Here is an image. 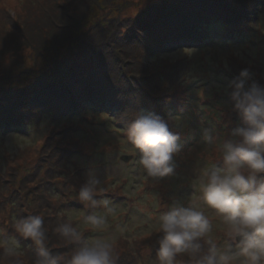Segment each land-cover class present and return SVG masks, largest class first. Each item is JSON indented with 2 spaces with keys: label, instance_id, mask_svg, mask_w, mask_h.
<instances>
[{
  "label": "rangeland",
  "instance_id": "374dc122",
  "mask_svg": "<svg viewBox=\"0 0 264 264\" xmlns=\"http://www.w3.org/2000/svg\"><path fill=\"white\" fill-rule=\"evenodd\" d=\"M157 1L0 0V26H10L12 30L7 38L12 45L5 54V59L20 67L27 66L32 69L35 64V68H38L37 65L45 63L44 58L51 55L56 36H63L62 26L67 21L69 23L71 19L78 18L81 20L79 31L86 33L80 39L85 41L84 45L78 41L81 49L76 46L70 56L66 53L67 49L63 48L60 54H56V51L52 57L57 60L61 56L62 60L67 59L69 67L85 73L97 72L102 66L100 72L104 71L108 78L105 80L109 84L103 81L100 85L112 87V81L118 79V71L123 68L111 64L108 65L109 68L104 66L102 60L106 58L99 54L100 42L108 38V42H114L115 50L126 49L134 44L129 43L127 37L130 32L136 31L133 29L134 19L137 16L150 17V14L141 15L140 12L145 9V4L151 3L153 6ZM182 1L177 0L176 4ZM216 1L221 5H231L237 1L238 5L244 0ZM198 2L201 6H198ZM182 3L188 4L189 17L197 15V26H200L194 28V32H198V35L187 44L174 43L166 46L156 56L159 72H147L151 73L148 76V85L155 86L153 96L145 98L143 95L147 94L142 91L141 107L138 105L139 108H133L125 103L130 90L124 92L106 88L103 108L96 107L80 116L74 115L60 120L41 116L33 120V127L9 128L3 132L0 155L10 156L5 162L0 159V163H4V167H0V183L2 179L9 177L8 173L13 175V179L5 182L10 185H3L4 192H1L0 198L18 193L29 200H24L27 203H23L21 208L15 203L10 206L9 202H4L5 211L0 207V215L4 216L0 220V241H17L19 257L27 255L31 246L26 247L27 249L21 247V238L17 239L14 224L24 216L34 215L35 210L42 213L35 206L42 205L47 198L53 209L57 208L56 215L62 222L70 221L82 231V242L95 238L113 239L115 255L118 257L116 264H157L155 254L158 233L155 232V224L158 215L167 209L173 197L187 205L198 195L197 185L202 179L203 169L211 164L221 163L220 144L231 138L232 129L240 125L238 114L231 107V89L227 88L228 80L235 76L232 66L235 69L237 66L247 68L252 76L259 69L261 82L264 83V0L240 3L243 8L237 10L243 11L241 15L235 14L236 10L233 9L230 13H223V5L216 6L213 0H185ZM201 7L205 11L200 10ZM177 8L171 9L175 11ZM219 9L223 17L217 13ZM48 19H52L50 23L61 24L55 25V28L47 26L46 23L43 25L42 22ZM125 20L129 21L125 23ZM167 21L172 23L171 19ZM121 32L122 36L119 37ZM205 32L209 34L205 35ZM91 41L97 43L95 46L98 50H94ZM2 42L3 39L0 38V45ZM37 44L40 46L35 47ZM93 58L99 64L101 62V66ZM128 58L129 62L139 67L136 60L131 56ZM48 63L50 62L47 61L45 65ZM73 69L70 75L74 73ZM158 74L162 77L161 80ZM261 82L258 81L264 85ZM123 84L127 88L131 85L125 80H122ZM168 85L171 90L166 88ZM161 94L163 100L170 101L168 105L177 103L179 109H185L188 113V118L180 120L176 130L175 124L170 122L172 118L165 116L167 107L158 98ZM146 100L148 102H144ZM178 106H173L176 109L174 112L181 114ZM152 110L161 112L160 118L168 124L170 130L179 134L178 143L182 145L181 150L173 157L176 163L174 175L159 180L146 175L139 164L138 150L127 139L125 131L138 112L153 114ZM186 115L184 113L180 116ZM65 126L67 131L62 130ZM205 129L214 137L213 142L204 140ZM67 148H72L71 161L65 160V165L60 161V167L67 170L70 166L79 175L65 176L69 175L66 173L64 177L57 176L54 180L58 184L56 191L55 184L45 181L50 180L45 172L37 174L38 160L48 151L58 157ZM124 155L131 157L125 161L122 159ZM53 175L57 174L53 172ZM90 176L98 178L102 182L101 186L105 188V192L95 198H108L115 208V214L108 216V227L103 232L86 227L83 217L104 214L105 210L102 207H85L82 202L76 203L81 185ZM14 187H17L15 191ZM15 206L18 207L17 210ZM209 215L211 217V212ZM212 234L218 244L226 242L222 227L216 219H213ZM56 236L53 237L58 243L54 247H58L59 255L69 257L77 245L66 244ZM35 249L37 250L33 246V250ZM4 257V248L0 246V259L3 260Z\"/></svg>",
  "mask_w": 264,
  "mask_h": 264
},
{
  "label": "clouds",
  "instance_id": "9594fccd",
  "mask_svg": "<svg viewBox=\"0 0 264 264\" xmlns=\"http://www.w3.org/2000/svg\"><path fill=\"white\" fill-rule=\"evenodd\" d=\"M231 107L240 125L231 138L220 144L221 163L202 171L198 195L187 205L173 197L156 220L157 264H264V85L252 79L247 68L227 82ZM127 139L138 150L139 164L154 180L175 173L174 154L182 145L179 134L160 117L138 112L125 129ZM214 137L204 130V140ZM95 176L80 187L78 200L85 207H102L104 214L83 217L84 225L103 232L115 208L108 198L97 200L105 188ZM211 212V217L209 215ZM213 219L219 221L226 242L213 236ZM15 231L37 246L33 264H116L114 240L95 238L82 242L83 233L72 222L59 223L55 232L66 244H76L69 257L54 254L41 215L17 220ZM17 241L2 240L5 256L20 264Z\"/></svg>",
  "mask_w": 264,
  "mask_h": 264
},
{
  "label": "trees",
  "instance_id": "16d2710c",
  "mask_svg": "<svg viewBox=\"0 0 264 264\" xmlns=\"http://www.w3.org/2000/svg\"><path fill=\"white\" fill-rule=\"evenodd\" d=\"M184 1L185 0H183L182 2ZM213 1H215L216 6L223 5V13H230L233 9L236 10L235 12L233 11L235 14L237 13L238 15H241V12L243 11H238L237 8L242 9L243 6H240V3L246 4L249 0L241 1L238 5H236L237 1L236 3L231 5H221L219 3L217 4L216 0ZM230 1L234 2L235 0ZM176 2L177 0H158L157 3H155L156 5L154 4L153 6L151 5V3L145 4V6L143 7L145 9L142 10L143 8H141L142 11L140 10V14H150V17L140 18L139 16H137V18L134 19L133 29H136V31L134 33L130 32V34L127 35L129 43L132 42L134 44H130L126 49L122 48L119 50H115L114 42H108V38H104V41L102 43L100 42L101 52L99 51V54L102 55L103 58L109 60H102L104 66L106 65V68H109L108 65L111 64L116 65L117 68H123L122 71H118V79H115L118 82L116 83L115 80L112 81V87H104L100 85V83L103 84V81L109 84V81L105 80L108 78L105 76L104 71L100 72L102 66L100 65L101 62L99 64L97 59L93 58L95 63L98 66H101L98 68L99 72L88 71L89 73H85L84 71H76V69H73V67H69L67 59L62 60L61 56L57 60L53 59L52 57L53 53H55L56 51V54H60V52L63 51V48L67 49L66 53L70 56V54L75 51L76 46L81 49L78 41L82 43L81 45H84L85 41H81L80 39L85 37L86 33L79 31L80 28L78 29V27H80L81 20H78V18L71 19L69 23L67 21L65 23V26H62L63 36H56L57 39L53 42L54 49L52 50L51 55L48 54L44 58L45 63L49 61L52 65L50 63H48L47 65L43 63L44 65L39 64L37 65L38 68H35L34 64L32 69L27 66L20 67L16 64H12L11 62H7V60L5 59V54L9 52V48L12 45L7 38H9V36L11 35L12 30L10 29V26L7 28H1L0 26L2 30H0V38L3 39V42L0 45V59H3L0 61V141H3L2 134L6 129L33 127V120L37 117L40 118L41 116H51L52 119L60 120L62 118L71 117L74 115L80 116L85 112L95 110L96 107L103 108L102 104L104 101V97L107 94V91L105 90L106 88L122 90L124 92L130 90L128 91V97H126L125 103L132 106L133 108H139L138 105L140 106L143 97L147 98L153 96L152 91L155 86L151 87L148 85V76H150L151 73L149 74L147 72H150V70L151 72L154 70H156L157 73L159 72L157 71L159 70V65L157 64L158 59L156 60V56L162 52V49H164V47H168L170 45H173L174 43L187 44L188 41L190 42V40H193L194 37L198 35V32H194V28L200 26V23L198 24L199 26H197V15L189 17L188 4L182 2L176 4ZM198 6H201V4H199ZM172 7L178 8L174 11L171 9ZM200 10L205 11L203 7H201ZM217 13H219L220 17H223L220 13V9ZM176 17L178 20H176ZM167 19H171L172 23L168 22ZM51 20L52 19H48L42 23L43 25L44 23H46V25L49 27L53 26V28L61 24L60 23L57 25V23H50ZM128 21L129 20H125V23H127ZM179 22L180 24H178ZM202 24L204 25L205 23ZM204 34H209V32H205ZM199 35H201V33H199ZM121 36L122 32L119 34V37ZM202 43L205 42L202 41ZM91 44L93 45L94 50H98L95 46V44L97 43L91 41ZM39 46L40 44L35 45V47ZM111 46H113V48ZM128 55L131 56L132 59L137 61L139 67H137V65H134V63L132 64L131 62H129ZM2 61L4 63L3 65ZM113 61L115 63H113ZM72 69L74 70V73L70 75ZM242 69L244 68L240 66H237V69L232 66V70L235 72V76L238 75ZM158 77L159 80L162 79L159 74ZM252 79H256L257 82H261L262 78L259 69L252 76ZM122 80H125L128 85L129 83L131 85H129V87L127 88L125 84L122 85ZM166 88L170 89V86L168 85V87ZM142 91H145V94L147 95H143V97H141L140 95ZM154 95L156 96L157 94ZM158 98L161 99L162 103L167 107L165 116H170L172 118L170 122L175 124L174 129L176 130L180 120L188 118V113L185 112V109H179V106L176 103V105L174 104L173 106H178V111L182 112L181 114H177L174 112L176 111V109L173 106L168 105L170 104V101H165L162 99V94L160 96L158 95ZM147 100L144 102H148ZM184 113H186L187 115L180 116ZM153 114L160 117L161 112L154 110ZM62 130L67 131L66 126L63 127ZM71 150L70 148L64 149L63 154H59L60 156L58 157H56L53 152L48 151L49 153L46 152V154H42L38 160L37 174L40 175L44 174L45 172L47 174V177L50 178V180L45 181H49L48 184H55L54 190L56 191H58V184L54 180L58 178L57 176L61 178L64 177V174L66 173H68L69 175L65 176L74 175L77 177V175H79L77 170L72 171L69 165V168L67 170H64L63 167H60V161L64 165L66 163L65 160L71 161ZM8 156L10 155H4L3 157L0 155L1 161L5 162L6 159L8 160ZM2 165L4 167L3 162L0 163V167ZM53 172H55L57 175H53ZM32 173L35 175L34 171H32ZM8 175L9 177L6 179H2V183H0V194H2L1 192H4V184L10 185V183L5 182H9L13 179V175H11L10 173H8ZM52 181H54V183H52ZM16 189L17 187H14L13 191H15ZM67 198L70 199L69 196H67ZM24 200L29 201L25 197H23L22 194H11L3 197L2 199L0 198V207L5 211L4 202H9L10 206L15 203L21 208L23 203H27ZM72 200L75 201L74 199ZM76 200L78 201L76 203L79 204L80 201L78 200V198ZM15 207V210H17L18 207ZM35 207L40 208L42 211L41 213L40 211L35 210V214L41 215L44 219V226L48 239V247L53 251L54 254L59 255L58 247H54V245H56L58 241L53 237L57 235L56 237L60 238L55 232V228L57 227V225L59 223H62V221L56 215L58 210L55 207L53 209V205L47 198H45L42 205L40 204V206L37 205ZM9 211L11 212L12 210L10 209ZM2 215H0L2 217L0 220L4 218V216ZM52 215L54 218L52 217ZM17 237V239L19 240L21 238V240L19 241L21 247L26 248L31 246L27 255L19 257L20 264H33V260L37 251L36 249L33 250V246L35 248H37V246L31 241L30 238H23L19 234L17 235ZM0 264H12V258L5 256L3 260L0 259ZM61 264H64V262L62 261Z\"/></svg>",
  "mask_w": 264,
  "mask_h": 264
},
{
  "label": "water",
  "instance_id": "95a60500",
  "mask_svg": "<svg viewBox=\"0 0 264 264\" xmlns=\"http://www.w3.org/2000/svg\"><path fill=\"white\" fill-rule=\"evenodd\" d=\"M130 157H131V156H126V155H124V156H122V159H124L125 161H127Z\"/></svg>",
  "mask_w": 264,
  "mask_h": 264
}]
</instances>
